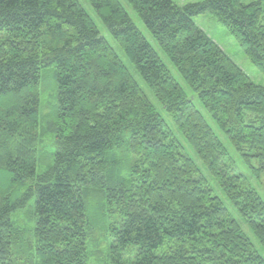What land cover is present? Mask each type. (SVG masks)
<instances>
[{
  "label": "trees",
  "instance_id": "trees-1",
  "mask_svg": "<svg viewBox=\"0 0 264 264\" xmlns=\"http://www.w3.org/2000/svg\"><path fill=\"white\" fill-rule=\"evenodd\" d=\"M86 1L264 248V200L234 159L264 190V86L193 21L215 16L264 74L262 1L126 0L232 154L121 3ZM47 67L56 86L46 122L55 150L42 164ZM0 182V264H89L100 251L104 264H264L78 0H0ZM93 191L106 206L91 204ZM31 199L33 227L25 231L14 216Z\"/></svg>",
  "mask_w": 264,
  "mask_h": 264
},
{
  "label": "rangeland",
  "instance_id": "rangeland-1",
  "mask_svg": "<svg viewBox=\"0 0 264 264\" xmlns=\"http://www.w3.org/2000/svg\"><path fill=\"white\" fill-rule=\"evenodd\" d=\"M125 11L128 13L130 18L132 19L133 23L136 25V27L140 30V32L143 34V36L146 38L148 43L152 46V48L156 51L158 56L161 58L163 63L166 65L167 69L170 71L172 77L182 86L185 93L188 95V97L193 99L195 107L202 113L204 116V119L206 122L210 125L216 136L224 143L226 148L229 150L230 154L233 153V150L231 148V145L229 144V141L226 137V135L221 132L216 124L214 123L211 116L208 114V112L203 108L202 104L198 101L197 98H194V93L187 86V84L184 82V80L181 78V76L178 74L175 67L172 65V63L169 61L167 56L164 54V52L159 48L156 41L153 39L152 35L149 33L145 25L143 24L141 18L133 11V9L130 7V5L126 2V0H118ZM179 5H185L189 3H197L202 0H171ZM244 3H248L250 1L254 0H242ZM264 4V0H261ZM80 5L83 7V9L87 12V14L90 16L91 20L96 25L99 33L101 36L105 38V40L108 42V44L112 47L116 55L119 57V59L122 61V63L125 65V67L128 69L131 76L134 78V80L137 82L141 90L144 92V94L148 97V99L154 104L162 118L166 121V123L169 125V127L172 129V131L175 133V135L180 139L182 144L185 147L186 153L194 159L196 164L199 167V170L203 176H205L210 186L212 187L215 195H217L225 204V206L230 210L232 213V216L236 218L241 224L242 227L245 229V232L247 233L249 239L251 240L254 248L256 251L263 257L264 259V248L257 242V240L246 230L244 224L239 219V216L237 212L234 210V208L231 206V204L228 202V200L225 198L222 191L218 188L216 183L213 181V179L208 175L207 170L202 165V163L197 159L193 151L188 147L186 144L183 136L176 130L174 125L169 120L168 116L166 115L165 111L161 109L160 104L156 101L155 97L153 96L152 92L149 90V88L146 86V84L143 82V80L140 78V76L135 71L132 64L129 62V60L124 55L122 49L119 47L117 42L113 39V37L109 34V32L106 30L104 25L101 23L100 19L96 15V13L93 11V9L89 6L88 2L86 0H78ZM193 21L195 24L200 27L209 37L213 39L214 42L247 74V76L255 83L260 86H264V74L259 71L247 58V56L244 54L243 50L241 49L240 45L236 41V39L233 37V35L230 33V31L222 25L218 19L210 14H202L198 15L193 18ZM54 69L53 67H47L41 70V76H40V125L42 126V129L45 127V133L40 132L42 138V142L39 148V161L42 164H47L49 161V158L51 156L52 151L55 150L52 142L53 139L49 133V127L46 125L47 118L51 116V113L53 111V105H54V97L56 92V86H55V77L53 76ZM235 163L238 167V169L248 178V181L250 184L256 189V191L260 194V196L264 200V190L261 182L254 179L247 168L242 165L236 156H234ZM43 165H40L37 167V173L40 174L44 171ZM1 183V182H0ZM96 203V206H100L101 204H104L106 206V201L101 199V193L98 191L92 192L91 197V204ZM33 199L30 200V202L26 205V207L23 210L17 211L21 213H17L14 218L16 221L17 226L21 227L23 230L28 231L30 230V227H33ZM113 218H107L106 222H113ZM106 240V239H105ZM104 240V241H105ZM111 241L110 238H108V242ZM102 245V244H101ZM89 254L90 250L93 247V244L89 242ZM102 250V247L100 248ZM105 252V250H102ZM104 253L100 251V253H97L93 257H90L89 264H104Z\"/></svg>",
  "mask_w": 264,
  "mask_h": 264
}]
</instances>
